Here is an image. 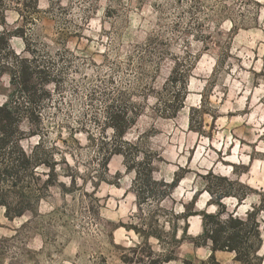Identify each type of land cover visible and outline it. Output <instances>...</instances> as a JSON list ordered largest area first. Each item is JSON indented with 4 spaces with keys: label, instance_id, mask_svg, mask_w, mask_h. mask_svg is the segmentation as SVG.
Segmentation results:
<instances>
[{
    "label": "rangeland",
    "instance_id": "rangeland-1",
    "mask_svg": "<svg viewBox=\"0 0 264 264\" xmlns=\"http://www.w3.org/2000/svg\"><path fill=\"white\" fill-rule=\"evenodd\" d=\"M0 9V32L24 34L0 43V103L15 107L22 147L53 165L19 185L36 205L11 219L0 207V264H214L202 263L207 247L182 239L179 214L195 194L196 209H215L207 171L252 187L241 202L222 197L227 211L259 204L264 0H0ZM16 55L35 68L33 99L10 84ZM120 112L128 122L115 131L109 115ZM136 168L182 178L147 197ZM1 188L18 191L10 178ZM188 224V235L200 232L197 216ZM262 237L259 254L264 225ZM216 259L238 264L227 251Z\"/></svg>",
    "mask_w": 264,
    "mask_h": 264
},
{
    "label": "trees",
    "instance_id": "trees-1",
    "mask_svg": "<svg viewBox=\"0 0 264 264\" xmlns=\"http://www.w3.org/2000/svg\"><path fill=\"white\" fill-rule=\"evenodd\" d=\"M33 1L35 4L37 3V0ZM4 18V10L0 9L1 25L5 24ZM10 35L24 37L23 32L18 29L1 31L0 43L5 48H9L8 40ZM4 69L5 66L0 65V78ZM9 72L10 84L16 85L18 89L31 92V98H35L34 89L36 83L33 79L35 68L31 65L29 59L16 55L15 64L9 69ZM41 88H43V91L45 90L44 87ZM9 101L10 99L0 103V207L4 209L5 217L11 219L14 216L23 215L34 204L36 205L40 199L38 195H32L25 191L23 186L19 187L20 183L24 182V177L29 175L34 178L35 169L39 165L47 166L49 171L53 169V165L46 157L42 159L37 155L35 146L30 152H27L22 147L20 144V135L22 136V133L13 131V128H16L13 120L16 118L17 113L15 112V107L10 106ZM196 110V108H191L192 113ZM122 114L120 112L109 115L110 126L115 131H124L128 122ZM191 122L192 115L189 117V123ZM6 148L9 151H6ZM115 151L121 152V149H115ZM107 160L108 158L105 159V164ZM135 171L138 175L139 188L145 190L142 193L146 194L147 197H154L157 194L155 185L158 184L165 186V189L161 191V197L162 195L164 196L166 192L174 189L182 178L181 173L178 171L171 181L156 180L150 172L141 177L140 169L136 168ZM201 176L206 180L203 189L209 194L206 205H213L215 209L213 211H209L207 208L196 209L194 207L196 194L189 203L182 204V211L179 214L184 221V225L181 228L182 239H189L196 246L208 248L207 258L202 263L212 262L219 264L216 259V252L227 251L233 253V260L238 264H262L264 254H259V251L263 245L262 228L264 220L261 214L264 211V191H260L258 194V205L252 204V209L245 211L244 215H239L235 210L227 211L221 198L233 197L238 202H241L251 194L253 191L252 187L237 179L224 175H214L211 171H207L206 174ZM9 178L13 187H18V191L14 195L8 194L1 188V184ZM140 194L136 191L137 197ZM191 216H197L200 221L201 230L195 236L187 234L189 227L188 218ZM130 228L136 232L139 231L136 226ZM150 230L153 229L149 228L148 236H154L157 239L161 238L162 231L159 229ZM176 230L173 228L171 232L175 233ZM166 260H170V258H166ZM184 262L186 264H194L189 260Z\"/></svg>",
    "mask_w": 264,
    "mask_h": 264
}]
</instances>
